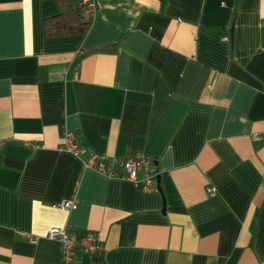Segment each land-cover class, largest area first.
<instances>
[{
	"label": "crops",
	"instance_id": "1",
	"mask_svg": "<svg viewBox=\"0 0 264 264\" xmlns=\"http://www.w3.org/2000/svg\"><path fill=\"white\" fill-rule=\"evenodd\" d=\"M94 1L47 37L54 0H0V264H64L52 227L101 237L70 264H264V0ZM91 152L150 156L153 190Z\"/></svg>",
	"mask_w": 264,
	"mask_h": 264
},
{
	"label": "built area",
	"instance_id": "2",
	"mask_svg": "<svg viewBox=\"0 0 264 264\" xmlns=\"http://www.w3.org/2000/svg\"><path fill=\"white\" fill-rule=\"evenodd\" d=\"M82 5L88 14H92L95 10L94 0H82ZM54 74L59 73L55 72ZM252 138L257 139L259 135L254 133ZM61 148L76 157L84 152L77 137L70 131L64 133ZM81 164L84 169H93L109 178H127L134 186L140 187L142 191L153 190V182L157 172L150 156L138 153L130 158H107L91 152L87 160H81ZM59 206L65 209H73L77 203L73 199H68L63 200ZM47 236L58 241L64 264L72 263L77 252L93 254L102 246L100 235L93 231L77 234L68 227H52Z\"/></svg>",
	"mask_w": 264,
	"mask_h": 264
},
{
	"label": "trees",
	"instance_id": "3",
	"mask_svg": "<svg viewBox=\"0 0 264 264\" xmlns=\"http://www.w3.org/2000/svg\"><path fill=\"white\" fill-rule=\"evenodd\" d=\"M54 1L59 7V12L44 20L45 36L83 34L87 31L91 23V14L85 12L82 0Z\"/></svg>",
	"mask_w": 264,
	"mask_h": 264
}]
</instances>
